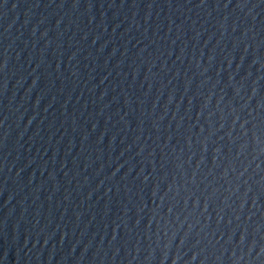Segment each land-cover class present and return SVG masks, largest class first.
<instances>
[{
	"label": "water",
	"instance_id": "95a60500",
	"mask_svg": "<svg viewBox=\"0 0 264 264\" xmlns=\"http://www.w3.org/2000/svg\"><path fill=\"white\" fill-rule=\"evenodd\" d=\"M0 264H264V0H0Z\"/></svg>",
	"mask_w": 264,
	"mask_h": 264
}]
</instances>
